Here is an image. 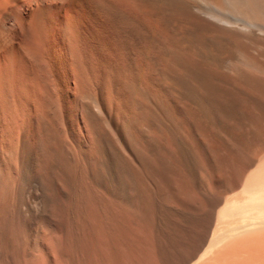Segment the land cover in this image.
Listing matches in <instances>:
<instances>
[{"label":"bare ground","instance_id":"1","mask_svg":"<svg viewBox=\"0 0 264 264\" xmlns=\"http://www.w3.org/2000/svg\"><path fill=\"white\" fill-rule=\"evenodd\" d=\"M0 22V264L15 226L57 220L55 190L118 202L162 149L209 138L255 165L222 229L264 233V0H0Z\"/></svg>","mask_w":264,"mask_h":264},{"label":"rangeland","instance_id":"2","mask_svg":"<svg viewBox=\"0 0 264 264\" xmlns=\"http://www.w3.org/2000/svg\"><path fill=\"white\" fill-rule=\"evenodd\" d=\"M140 10L153 16L151 7L143 5ZM1 23L0 27L4 25ZM3 27L0 32L4 33L7 26ZM41 59L50 69L46 59ZM208 142L212 154L201 151L199 158L186 146L162 149L161 158H156L153 163L159 169L150 165L149 178L140 179L135 173L134 179L129 176L125 183H120L118 202L80 181L74 184L68 195H64L66 197L55 190L53 201L48 203L54 202L57 220H48V224L47 219L42 220L39 215L30 216L32 220L28 218L24 223L26 227L23 225L18 230L15 226L14 245L8 247L11 254L6 258L9 262H5L264 264V233L248 230L229 235L222 229L229 225V218L217 215L230 202L244 196L255 165L236 157L231 150H223L218 139L209 138ZM259 148L264 149V142ZM197 159L202 160L203 166ZM226 159L232 166L226 171L218 170L215 160L224 162ZM126 182H130L129 185ZM206 210L207 213L213 211L207 228L202 221ZM242 235L244 243L236 241Z\"/></svg>","mask_w":264,"mask_h":264}]
</instances>
